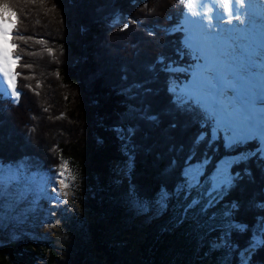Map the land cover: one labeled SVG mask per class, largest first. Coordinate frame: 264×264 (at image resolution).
Returning a JSON list of instances; mask_svg holds the SVG:
<instances>
[{"label":"trees","instance_id":"obj_1","mask_svg":"<svg viewBox=\"0 0 264 264\" xmlns=\"http://www.w3.org/2000/svg\"><path fill=\"white\" fill-rule=\"evenodd\" d=\"M188 2L0 0L17 14L20 34L31 37L13 41L22 57L19 101L0 93V165L55 178L62 156L81 179V204L98 211L94 193H111L116 173L130 162L131 200L166 201L129 261L130 239L113 244L78 216L58 245L1 241L0 264H104L103 250L109 264H264V156L257 140L229 147L222 137L211 140L210 108L179 105L170 90L189 78L195 62L178 30ZM244 153L251 157L232 166L229 186L205 205L209 197L190 187L187 167L204 165V188L223 157ZM110 208L102 216L122 217L120 206Z\"/></svg>","mask_w":264,"mask_h":264},{"label":"rangeland","instance_id":"obj_2","mask_svg":"<svg viewBox=\"0 0 264 264\" xmlns=\"http://www.w3.org/2000/svg\"><path fill=\"white\" fill-rule=\"evenodd\" d=\"M194 4L195 0H190ZM199 7H195L192 11H200ZM188 12V10H187ZM197 18L189 17L186 24L181 27L185 28L190 33L194 34V40L192 41V47H187L192 51L195 62L190 66L191 69L188 70L189 78L187 80H181L180 82L175 81L171 85L172 88L183 89L185 84L190 82L192 77H197L198 71L207 70V67H204V64L209 63V56L204 54L202 58L196 60L195 49H201L199 43L197 42L196 29L194 25V20ZM180 27V26H179ZM178 30L183 34V42L185 41V31L178 28ZM176 35L180 38V33ZM11 39V37H10ZM185 44V43H184ZM16 54V53H15ZM170 70L172 69L169 67ZM182 69V68H175ZM172 71V70H171ZM183 71L184 68H183ZM187 75V76H188ZM214 83L215 78L212 76ZM211 81V80H210ZM211 83V82H209ZM191 87V86H190ZM18 90V88H17ZM19 91V90H18ZM220 95L221 100L224 102V96L226 92L231 93V98L235 100L234 93L232 89L229 90H216ZM224 91V94L222 92ZM2 93V92H0ZM3 94V93H2ZM4 95V94H3ZM10 98V97H7ZM196 103H202V100H194ZM17 102V101H14ZM217 103V101H216ZM210 108V112L215 117L213 119V129L211 132V140L215 141L219 137L223 138V144L227 147L231 145H226L225 135L221 132H216L217 120L220 117L219 112L224 111L220 107L218 108L215 103H202ZM218 105V104H217ZM222 113L223 117L227 119L231 118L229 112ZM217 118V119H216ZM264 128V127H263ZM245 139H242V143L256 139L259 144V151L262 156H264V130L255 126L248 136ZM239 143V142H238ZM233 145V144H232ZM254 152V151H253ZM252 152V153H253ZM248 153V152H247ZM239 154L234 156H225L217 164L216 172L209 179L204 188H202V182L200 177L204 173V165H190L186 169V174L190 181V187L196 191L204 190V196H208L209 200L205 201V205L209 201L215 199V195L221 191L225 190L229 184L221 185L217 187L216 185L220 184L222 180L226 179L227 176L231 177L230 169L233 165L244 160L248 157V154ZM251 153V154H252ZM250 154V155H251ZM62 160V156L60 157ZM59 160V161H60ZM119 166L117 165V168ZM72 169L71 167H69ZM16 167H13L15 171ZM132 169V163L122 168L121 173H116L115 178H120L119 181H115L114 186L109 190L111 193H104L101 195L98 192L94 193V203L98 204V211L92 210L88 211L86 206L82 205L78 196L81 191V179L77 173L73 171L75 175V180H69V187L64 189L60 184L62 177L57 174L55 178H52L50 175L41 172H35L30 175H27L23 169L20 173L19 180H12L10 183L7 182L8 167H3L0 174L5 176L4 181H0V242L6 239H31L34 241L37 240H54L57 242V245L60 244V234L63 233L64 229L74 222V218L78 217L80 219H85L87 223V229L92 228L93 225L100 226L105 230L107 238L113 244L125 245L130 239L129 251L125 255L126 259L129 261L131 255L137 254L139 240L148 229L151 223L157 220L160 212L165 208V195H162L158 201H154L152 204L139 205L133 202L130 198V189H131V180L129 171ZM231 183V182H230ZM97 188H99V183H97ZM96 188V189H97ZM67 192L68 195H61V192ZM110 195H112L110 197ZM105 201V202H104ZM120 206V211H122L121 218H114L113 216H102V213L109 210L111 213L110 206ZM92 239V234H90ZM143 238V237H142ZM261 241V239L259 238ZM222 237L217 238L214 243L221 242ZM256 249V246L249 248L245 252V256H248L251 252ZM104 253L102 261L104 264H109V255L107 252L101 251ZM118 264V263H117ZM122 264H125L122 262Z\"/></svg>","mask_w":264,"mask_h":264},{"label":"snow or ice","instance_id":"obj_3","mask_svg":"<svg viewBox=\"0 0 264 264\" xmlns=\"http://www.w3.org/2000/svg\"><path fill=\"white\" fill-rule=\"evenodd\" d=\"M35 2V0H32ZM181 4H185V0H179ZM213 3H217V0H212ZM188 12L184 13V19L181 21L180 29L184 30L185 35V45L187 47H192V41L194 40V34L187 31L185 28L181 27L185 25L188 18H197L194 20V25L196 32H198L199 39L203 42L205 47L209 50H214L213 45L215 41V34L220 30V25H228L231 26V30L241 32V33H251L252 28L256 25V20L254 16L250 15L249 11L244 8V0H235V7L233 8L230 0H221L219 3V8L221 9V14L217 15V19L220 20V25L213 24L210 22V17L207 13L204 12V9H207V12L210 13L212 9L208 6L206 2H202L198 5L201 11H192L193 8L197 7V5L192 2L187 3L186 5ZM242 9H245L244 12H241ZM225 13H227V23H225ZM17 14L13 12L7 4L0 6V92L4 95H10L14 98L15 101H19L20 92L17 90V77L21 74L16 71V67L19 66V62L21 60V55L15 54V49L19 47L18 44L14 43V40L22 41L24 44H27L31 37H26L20 34V29L18 28L19 20L14 22L12 20L13 16ZM235 17L238 23H233L232 17ZM244 16L246 19H242ZM39 23V20H37ZM127 26V25H125ZM226 31L228 29H225ZM16 35H13V33ZM11 37V39H10ZM37 43H45L44 41H36ZM241 47H245L246 45H242L239 41L229 42V48L232 53L235 55H239L238 49ZM194 49V48H193ZM23 51V50H21ZM49 54L52 53V50L47 49ZM196 55L199 58H202L205 54L204 50L195 49ZM34 54V53H33ZM261 64V61L257 63V60H253L248 66V73L250 75L255 74V69ZM25 67H31V65H25ZM32 77H25V79H31ZM6 83V87H4ZM39 83H37V87H39ZM176 94V103L179 105L187 104L194 100L198 101V97L195 95L196 90L198 88L192 87L191 89H178L172 88L170 89ZM210 117L215 118L211 112L208 113ZM256 126V116L255 110L251 107L247 102L241 103L238 107L233 111V115L229 119H221L216 124V132H223L225 135L226 145H232L238 142H241L242 139L247 137L243 136L244 131H249ZM69 161L63 160L60 165V173L59 175L62 177L60 180V184L62 188L66 189L69 187V180H75V175H73L72 169L69 168ZM3 166L0 165V172H2ZM23 171L22 168H16L13 171V166H8V175L7 182H11L12 180H19L20 173ZM5 176L0 174V181H4ZM231 177L227 176L226 179L222 180L220 184L216 185L217 187L221 185L230 184ZM61 195L67 196V192H61ZM261 231H264V222L261 223Z\"/></svg>","mask_w":264,"mask_h":264},{"label":"bare ground","instance_id":"obj_4","mask_svg":"<svg viewBox=\"0 0 264 264\" xmlns=\"http://www.w3.org/2000/svg\"><path fill=\"white\" fill-rule=\"evenodd\" d=\"M201 2L202 0H195L194 4L198 7ZM203 2H206L212 9L210 13L207 12V9H204V12L210 17V22L220 25L217 15L221 14L219 8L221 0H217V3H213L212 0H203ZM230 3L234 8L235 0H230ZM244 8L256 20V25L252 28L251 33L237 32L231 30V26L220 25V30L215 34L214 50L207 49L199 39L198 32L196 33L197 42L206 55L209 56V63L204 64L207 70L198 71L196 73L198 76L192 77L183 89L196 87L198 90H196L195 95L199 100L205 103H215L218 108L223 109V112L222 110L219 112L220 117L217 122L221 119H227L225 116L223 117L222 113L228 112L230 107L229 116L232 117L235 108L239 104L247 102L255 110L256 126L264 130V89L260 91V94H257L250 86L251 84L254 85L258 76L264 70V0H244ZM244 11L245 9L241 10V12ZM241 18L246 19L244 16ZM232 20L233 23H238L234 16ZM225 23H227V13H225ZM236 41L247 46V50H245V47L238 49L239 55L233 54L229 48V42ZM253 60H257V63L261 61V64L255 69V74L250 75L247 69ZM212 76L215 78V83ZM6 86L5 83L4 87ZM218 88L224 91L229 90V88L232 89L235 100L231 98L230 92H226L223 102L220 98L221 94L216 91ZM224 91L222 94H224ZM249 133V131H244L243 136H248Z\"/></svg>","mask_w":264,"mask_h":264}]
</instances>
